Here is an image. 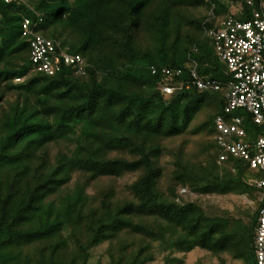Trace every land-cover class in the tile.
Returning a JSON list of instances; mask_svg holds the SVG:
<instances>
[{
    "label": "trees",
    "instance_id": "trees-1",
    "mask_svg": "<svg viewBox=\"0 0 264 264\" xmlns=\"http://www.w3.org/2000/svg\"><path fill=\"white\" fill-rule=\"evenodd\" d=\"M260 2L0 0V100L7 92L16 94L0 112V264H105L91 261V249L117 240L106 264H149L154 241L169 252L231 248L228 220L207 215L194 201H178L176 187L260 191L246 177L251 168L231 156L235 171H218L214 138L209 166L163 141L191 129L206 128L214 136L218 116L245 117L247 136L258 135L246 109L225 112L231 75L206 29L215 17L231 13L232 3L241 5L233 15L246 20L253 8H262ZM203 4L207 11L214 5V17L208 12L193 18L182 10ZM24 18L54 41L58 54L80 55L85 73L64 63L54 74L35 70L30 39L22 34ZM199 78L216 80L221 88L201 89ZM164 83L175 91L165 95ZM206 110L212 113L194 126ZM63 141L73 147H62ZM52 145H60L53 159ZM164 153L175 157L166 190L160 186ZM75 170L84 179L70 188ZM130 171L138 173L128 186L131 199H118L112 187L95 197L86 193L95 178ZM257 216L258 209L250 225L241 222L235 230L245 242L237 256L248 264H256Z\"/></svg>",
    "mask_w": 264,
    "mask_h": 264
},
{
    "label": "built area",
    "instance_id": "built-area-1",
    "mask_svg": "<svg viewBox=\"0 0 264 264\" xmlns=\"http://www.w3.org/2000/svg\"><path fill=\"white\" fill-rule=\"evenodd\" d=\"M246 1L249 5L254 3V0ZM260 3L262 8H253L249 19H238L229 12L222 17H215L214 25L206 31L214 38L216 54L226 62L231 75L224 88L227 99L225 112L229 114L234 109H246L259 130L255 138H250L243 126L245 117L237 116L228 120L218 116L214 135L220 147L217 161L228 162L233 156L245 161L252 169L264 170V0ZM213 9L214 5L209 11L212 17ZM22 30L23 36L30 39V58L35 70L54 74L64 63L76 66L78 74L85 73L80 55L69 54L66 50L58 54L54 41L37 33L29 18H24ZM166 73L171 75L172 71L166 70ZM196 83L201 89L221 88L220 82L216 80L203 81L199 78ZM160 87L165 95L176 89L168 83ZM249 182L260 189L258 216L253 230L254 253L256 264H264V177Z\"/></svg>",
    "mask_w": 264,
    "mask_h": 264
},
{
    "label": "rangeland",
    "instance_id": "rangeland-1",
    "mask_svg": "<svg viewBox=\"0 0 264 264\" xmlns=\"http://www.w3.org/2000/svg\"><path fill=\"white\" fill-rule=\"evenodd\" d=\"M239 6L241 5L236 4L231 6V13H235ZM182 10L193 18L202 17L209 12L207 11L205 4L198 5L197 7L182 5ZM64 37L65 36H63L61 39ZM61 39L59 38L58 41H62ZM5 95L6 96L0 100V112L3 106L6 107L8 105L7 102L13 101L16 98V94L13 92H7ZM211 113L212 111L210 110H206L205 112L201 113L196 118L195 124L193 125L195 126L200 121L202 122L203 118L207 117L206 115H210ZM194 126L193 128H195ZM192 131L194 130L191 129L190 132H185L180 136L165 139L163 141V145L165 147L174 149V151L181 147V150H183L186 156L192 159V161L198 162L199 165L202 164L209 166L211 163H213L212 155H215L216 151V149L212 148L214 136L206 128L205 130L198 133ZM61 146L72 148L73 144L70 141H63ZM59 147L60 145H52L50 152L52 159ZM174 158L175 157H173V155L170 153H164V155L160 157L161 164L164 166L165 170L164 176L160 179V186L164 190H166L171 184L169 176L172 174V170L175 168ZM213 161H215V158ZM216 164H218V166L220 165L219 167L217 166V168L218 171L220 170L221 172L225 171L226 169H232L230 167L231 165H229V162L218 163L217 161ZM82 173L83 171L81 170H75L72 174L71 180L66 184V186L73 188L77 182H81L84 179ZM246 174V177L249 181L258 180L264 177V171L255 168L249 169V172ZM137 176L138 173L133 171L126 172L120 177L107 175L99 176L92 180L87 185L85 190L88 195L95 197L98 196V193L101 190H106L107 188L112 187L113 191L115 192L114 195L118 199H131L132 194L130 193L128 186ZM168 193L169 190L167 191V194ZM176 193L179 195V198L177 199L178 201H194L204 209L207 215L225 217L228 220L227 229H231L234 232V235H232L231 241L229 243V247L231 248L223 252L217 251V253H215L212 250L196 246L192 250L186 252L179 250H173L169 252L161 246L159 241H154L155 256L154 260L150 261L149 264H166L167 262H170V264H248L246 261L238 258L237 256V253L243 252L241 246L243 244L245 245V242L241 239L240 235L235 232V230L241 222H243L245 225H250L252 216L260 204L259 191L253 190L241 192L232 190L226 192L223 190H216L213 192H200L189 184L186 186L177 185ZM54 194L56 195V193H53L52 196H54ZM117 242L112 243L111 241H104L93 247L91 249V261H101L105 264L108 263L111 258L109 249H113L114 247L117 249ZM172 258H175L176 260L171 261Z\"/></svg>",
    "mask_w": 264,
    "mask_h": 264
}]
</instances>
